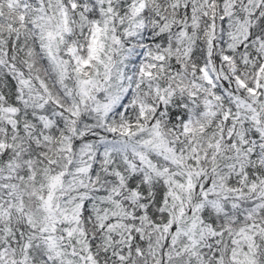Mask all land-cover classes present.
Masks as SVG:
<instances>
[{
  "label": "snow or ice",
  "instance_id": "obj_1",
  "mask_svg": "<svg viewBox=\"0 0 264 264\" xmlns=\"http://www.w3.org/2000/svg\"><path fill=\"white\" fill-rule=\"evenodd\" d=\"M0 264H264V0H0Z\"/></svg>",
  "mask_w": 264,
  "mask_h": 264
}]
</instances>
